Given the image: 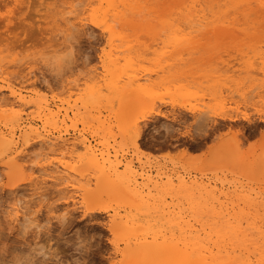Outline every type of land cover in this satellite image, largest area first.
Segmentation results:
<instances>
[{
    "label": "rangeland",
    "instance_id": "1",
    "mask_svg": "<svg viewBox=\"0 0 264 264\" xmlns=\"http://www.w3.org/2000/svg\"><path fill=\"white\" fill-rule=\"evenodd\" d=\"M67 1L0 0L1 78L28 95L45 91L49 106L60 108V118L67 113L72 119L66 126L59 124V133L70 141L78 138L72 151L55 155L76 170L71 173L73 187L67 189L45 177L48 182L28 162L26 167L31 166L32 171L25 166L24 170L6 169L2 164L7 155L0 154V264H170L189 257L194 246L210 248L204 264H247L259 257L260 252L255 257L252 252L254 240L264 233V0H114L119 10H125V19L137 24L136 30L143 28L145 34L152 23L146 31L152 33L138 37L131 24H117L113 49L107 34L88 20L83 26L61 31L56 11ZM86 3L82 0L75 5L83 9ZM211 5H218L217 9ZM224 6L228 14V7L238 10L232 19L225 10L220 11ZM90 7L104 9L107 5L94 1ZM189 7L200 9L191 11ZM215 9L237 28L222 21L219 12L217 19L212 13ZM244 11L251 12L249 19ZM237 12L241 14L237 16ZM209 13L216 18L211 19ZM192 14L211 24L221 18L219 24L230 29L218 28V24L215 29L205 25L210 30L188 27V20L197 22ZM165 21L171 24L165 25ZM111 49L121 60L115 74L125 78L129 72L140 71L138 75L149 79L142 86L150 94L134 92V97L129 90L117 96L105 87L106 81L91 78L101 71L100 60ZM78 78L77 90L68 89L69 82ZM84 82H88L87 88ZM149 83H153L152 89ZM90 89L98 91L84 96ZM5 92L0 93L3 99L8 97ZM40 95L34 97L42 99ZM133 98L143 104L134 103ZM223 114L233 115L235 120H221ZM37 117L32 105L0 108V131H13L15 144L10 151L21 149L25 136L20 135L27 122L41 125ZM48 130L53 136L58 134ZM29 137L36 147L34 137ZM82 138L108 161L119 162V171L129 165L139 183L127 188L124 184L121 190L91 184L86 193L82 188L96 173L87 164ZM31 146L21 152L30 160L38 152ZM21 162L18 164L25 165ZM178 178L186 182L182 184ZM15 203H31L27 206L34 221L29 227L20 225L22 217L12 220L10 207Z\"/></svg>",
    "mask_w": 264,
    "mask_h": 264
},
{
    "label": "bare ground",
    "instance_id": "2",
    "mask_svg": "<svg viewBox=\"0 0 264 264\" xmlns=\"http://www.w3.org/2000/svg\"><path fill=\"white\" fill-rule=\"evenodd\" d=\"M57 1V0H56ZM75 1V3H73ZM78 1V0H77ZM87 1V3H86V8H83V9H78L77 8V6L75 5V4H79L80 2H82V0L79 2V3H76V0H69V1H67V2H65L64 3V5H63V7L62 6H58V7H61V10L60 11H56V15H57V13H58V15H59V17H57V18H59V20L61 21V24H59L58 26H62V32H66V31H70L71 29H75V28H77V27H79V26H83V25H85V22H84V20H88L89 22H90V24L92 25V26H94V27H96V28H99L103 33H105V34H107V36H108V38H109V46H112V49H113V42L117 39V31L115 30V25H117V24H120V26H122L124 23H129V24H131L132 26L131 27H135V31L139 34V35H137L138 37L139 36H141V35H148L149 33H152V32H149V33H146V31L148 32V28L150 29V26L152 25V23H150L151 25H149V23H147V22H145V24H146V26L147 25H149V27L148 28H146L145 26H143V27H145L147 30H144L143 32H145V34L144 33H142V29L140 30V27L138 28V30H136L137 28H136V26H137V24L136 23H133L131 20H128V18L127 19H125V17H124V11L125 10H119L118 9V7L117 6H115V4H114V0H86ZM94 1H97L98 2V4L101 6L103 3H106V5H107V7L106 8H101V7H98V8H93V7H90V5L94 2ZM138 1H140V0H138ZM142 1V0H141ZM144 2V1H143ZM192 2V1H191ZM233 2V1H232ZM229 3V4H233V3H236V1L235 2H233V3ZM46 4L48 3L49 4V2H45ZM52 3V2H51ZM58 3V2H57ZM73 3V4H72ZM131 3V2H130ZM146 3V2H145ZM148 3V2H147ZM55 4H56V2H55ZM237 4V3H236ZM239 4V3H238ZM237 4V5H238ZM42 5H43V3H42ZM52 5V4H51ZM54 5V4H53ZM240 5V4H239ZM187 6V5H186ZM198 6V5H197ZM197 6H195V7H197ZM209 6V5H208ZM208 6H206V8L208 7ZM216 6H218V5H216ZM216 6H210L211 7V9H213L212 7H216ZM231 6V5H230ZM43 7H44V5H43ZM55 7V6H54ZM178 7H181V6H178ZM200 7H201V5H200ZM220 7V6H219ZM238 7V6H237ZM48 8H50V7H48ZM47 8V10H49ZM182 8V7H181ZM209 8V7H208ZM224 9H222V10H220V11H222L223 12V10H225V6L223 7ZM230 7H228V9L227 10H229V14L227 13L228 11H226V13L225 14H228L227 16H229V19H232L234 16L233 15H235L236 14V12L235 11H238V10H236V8H234L235 10H233V9H229ZM232 8H233V6H232ZM51 9V8H50ZM57 9V8H56ZM55 9V10H56ZM180 9V8H179ZM193 9V8H192ZM198 9H200V8H197V9H193V10H191L190 9V7H189V10H191V11H197ZM201 9H202V7H201ZM203 9H205V8H203ZM202 9V10H203ZM216 9H217V7H216ZM215 9V10H216ZM248 9V8H247ZM47 10H43V11H47ZM53 10V9H52ZM131 10H133L132 8H131ZM189 10H188V12H189ZM205 10H208V9H205ZM205 10H203V11H205ZM231 10H233V13H231L232 11ZM186 11V10H185ZM200 12H201V10H199ZM202 11V12H203ZM214 10H212V13H216V15L215 14H213L212 15V13L210 14L209 13V15L211 16L212 15V18L211 17H209V15H208V17L209 18H211V19H214L213 18V16L215 15V16H217V19L219 18V16L217 15V13L219 12V11H214ZM252 11V10H251ZM152 12V11H151ZM198 12V11H197ZM209 12H210V10H209ZM247 12H248V10H247ZM247 12H242V13H244V17H247L248 19H249V15H250V13H247ZM49 13V12H48ZM47 13V14H48ZM132 13H134L133 11H132ZM137 13V12H136ZM182 13V12H181ZM189 13H191V12H189ZM188 13V14H189ZM203 13H208V12H203ZM230 13L232 14V15H230ZM52 14V13H51ZM127 14V13H126ZM129 14V13H128ZM184 14H186V13H184ZM187 14V15H188ZM199 14V13H198ZM241 14V13H240ZM240 14H238V12H237V16L238 15H240ZM246 14V15H245ZM248 14V15H247ZM57 15V16H58ZM137 15L139 16V14L137 13ZM136 15V16H137ZM146 15V14H145ZM177 15H179L180 16V14L178 13ZM176 15V16H177ZM205 15V14H204ZM202 16V18L203 17H205V16ZM219 15L221 16V12H219ZM224 15V14H223ZM127 16V15H126ZM163 15H161V17H162ZM168 16V15H167ZM173 16H175V15H173ZM181 16H183L184 18H187V17H185L184 15H182L181 14ZM196 16V15H195ZM214 16V17H215ZM251 16V15H250ZM47 17V16H46ZM45 17V18H46ZM130 17V16H129ZM133 17V16H132ZM194 17V15L192 14V18ZM207 17V16H206ZM224 17H226L225 15H224ZM222 18V16H221V18H222V21H224V19L225 20H227V22H225V23H223V24H226L227 23V25H230L231 26V24H232V21L233 20H229L228 21V17H226V18ZM230 17H232V18H230ZM137 18V17H136ZM140 18V16L138 17V19ZM171 18V17H170ZM173 18V17H172ZM176 18V17H175ZM175 18H174V20L173 21H175ZM181 18V17H180ZM195 18V17H194ZM216 18V17H215ZM221 18L219 19V20H221ZM131 19V18H130ZM146 19V18H145ZM166 19V18H165ZM191 19V18H190ZM196 19V18H195ZM205 19V18H204ZM207 19V18H206ZM210 19V21L212 22V20ZM247 19V20H248ZM55 20H57V19H55L54 18V21ZM134 20H136V22H137V19H135V17H134ZM151 20H153V18H151ZM157 20V19H156ZM155 20V21H156ZM171 20V19H170ZM178 19L176 18V22L175 23H178V21H177ZM182 20V19H181ZM184 20V19H183ZM182 20V21H183ZM194 20V19H193ZM197 20V22L195 21V22H191V20H188V21H190L189 23H187L186 22V24H188L187 26L188 27H190V25H194L195 27H196V25L198 26L199 25V28L201 27V28H205L206 27V30L207 29H209V26L207 27V26H205V25H211V28L210 29H215V28H217V24H218V28H220V26H222V25H220V24H222V22L221 21H219L218 20V22L220 23H215V24H211V23H208V22H202V20L203 19H196ZM141 20H139L138 22H140ZM154 21V20H153ZM181 21V23H183ZM185 21V20H184ZM209 21V22H210ZM214 21V20H213ZM249 21H251V20H249ZM87 22V21H86ZM162 22V21H161ZM160 22V23H161ZM166 22V24L165 25H167V23L168 24H171V23H169V21H165ZM234 22V21H233ZM252 22V21H251ZM46 23H49V21L47 20V22ZM59 23V22H58ZM156 23H157V21H156ZM160 23H158L159 24V26H162V25H160ZM163 23V22H162ZM180 23V22H179ZM213 23V22H212ZM230 23V24H229ZM86 24H89V23H86ZM89 24V25H90ZM127 24H124V25H127ZM139 24H141V22L139 23ZM172 24H173V22H172ZM186 24H184L185 26H186ZM190 24V25H189ZM234 24V23H233ZM232 24V26H234ZM142 25H144V23H142L140 26L142 27ZM213 25H215V27H213ZM227 25H223L224 26V28H229L230 29V26L228 27ZM179 26H180V24H179ZM204 26V27H203ZM223 26L221 27V28H223ZM236 26V25H235ZM232 27V28H237V27ZM117 27H119V26H117ZM165 27V26H164ZM184 27V26H183ZM182 27V28H183ZM187 27V28H188ZM144 28V29H145ZM155 28V27H154ZM166 28V27H165ZM192 28V27H191ZM199 28H198V30H199ZM200 28V29H201ZM50 30H51V28H49ZM194 29V28H193ZM209 29V30H210ZM54 30H56V29H54ZM139 30H140V32H139ZM166 30V29H165ZM57 31H58V29H57ZM50 32V31H49ZM157 32V31H156ZM158 32H159V30H158ZM58 33V32H57ZM136 33V34H137ZM50 34V33H49ZM56 34V33H55ZM54 34V35H55ZM52 35V34H51ZM58 35V34H57ZM56 36V35H55ZM68 36H70L69 34H68ZM53 37V36H52ZM67 37V36H66ZM64 37L65 39L64 40H66V39H68L69 37ZM55 38V37H54ZM54 41V40H53ZM53 41H52V44H50V45H53ZM66 41H68V40H66ZM117 41V40H116ZM130 42V41H129ZM120 43V42H119ZM55 44V43H54ZM56 45V44H55ZM60 45V44H59ZM54 46V45H53ZM57 46V45H56ZM65 47H67L66 45H64V48ZM110 50L106 55H104L103 56V58L100 60L101 61V71L100 72H97V73H94V76L93 77H91V78H97L98 80L100 79V80H102V81H106V83H105V87H107L110 91H111V93H113L114 95H117V96H119V93H125L126 91H129L130 90V92H133V96L134 95H139V93H142V92H148L149 93V90H144L145 89V87H146V83L144 84L145 85V87L143 88V86H142V84H143V82H145V81H147V80H149L148 79V77H145L144 75H138V73L137 72H140V71H137L136 72V70L134 71V72H136V73H134V74H131L130 75V72L128 73L129 74V76H126L125 75V78H121L122 76H119L118 74H115V72L118 70L117 69V65H119L118 63H119V60H120V57H119V55H116L117 54V52L115 51V50ZM68 49H65V51H67ZM128 51V50H127ZM59 53V52H58ZM64 53V52H63ZM120 53V52H119ZM118 53V54H119ZM136 55V54H135ZM131 60V59H130ZM133 60V59H132ZM121 61V60H120ZM137 61H138V59H137ZM133 62H135V61H133ZM28 64H29V62H27ZM132 64H134V63H132ZM122 66V65H121ZM134 67V66H133ZM119 68V67H118ZM1 69V68H0ZM3 70V69H2ZM94 71V70H93ZM1 72H3V71H1ZM72 72V71H71ZM70 72V73H71ZM125 72H127L126 70H125ZM4 73H5V71H4ZM132 73V72H131ZM141 73V72H140ZM81 74V73H80ZM120 74V73H119ZM144 74V73H143ZM2 75H5V74H3L2 73ZM146 75V74H145ZM72 76H73V74H72ZM74 76H76V75H74ZM84 76V75H83ZM107 76H109V78L108 79H105V77H107ZM147 76H149V75H147ZM3 77V76H2ZM70 77V76H69ZM85 77V76H84ZM6 78V77H5ZM70 78H72V77H70ZM88 78V77H87ZM86 78V79H87ZM68 79V78H67ZM83 79V78H82ZM11 80V79H10ZM81 80V79H80ZM91 80H93V79H91ZM67 81H69V79L67 80ZM78 81H79V78L78 79H75V80H71V84H70V82H69V85H67V87L68 86H70V88H72V90L73 89H76L77 90V88H78V86H79V84L80 83H78ZM1 82H5V85H1L0 84V93H2V91H6L5 92V94L7 93V96L9 97V99L11 98V100H7L8 99V97H7V99H3L2 97H0V108L1 107H8V108H12L14 105H19V106H25V105H28V107H29V105H32V106H34V108H36L37 109V112H38V119H39V121L41 122V125L40 126H35V125H32V123L31 122H27V124L26 125H24V127L22 128V130H23V132H22V134L20 135V136H25L24 137V139L22 140L23 141V143L21 144V149L20 150H16V151H10V149H12V147H13V145L15 144L14 143V141H13V131H11V130H9V131H0V154H2L3 152H5V155H7V159L3 162V164H2V166L3 167H6V169H12V168H14V167H22L21 169L22 170H24L23 169V167L25 166V168L29 171V169H30V171H32L31 170V166H35V169H36V171H38V172H40V176H42V177H44V179H46V178H48V180L50 179V180H52L53 181V183H54V181L58 184V185H63V187H65L66 189H67V187H73V179H72V175H74V174H72L71 175V173H73V172H76V170L74 169V167H70V166H68V165H66V164H63L62 162H61V160L59 159V158H57L55 155L56 154H60L62 151H64V150H67V151H72L71 150V148H72V146L73 145H75L74 144V141L76 140V139H78V138H74L73 140H69V139H64L63 138V134H61V132L59 133V131H58V129H59V124H63V125H67V122L69 121V122H71V118L69 117L70 116V114H69V116L67 115V113H65L63 116H62V118H60V108H58L56 105L55 106H52V107H50L49 105L50 104H48V102L47 101H49V100H47L46 98H45V91H44V93H42V92H37V91H33L34 92V94H33V96L32 95H28L27 93L25 94V93H22V91L20 90V89H16L15 87H14V84H12L11 83V81L9 82V80L6 82V80H4V78H1V76H0V83ZM9 82V83H8ZM13 82V81H12ZM17 82V81H16ZM16 82H14V83H16ZM65 82V81H64ZM93 82H95V81H92V82H90L89 83V85L91 84V83H93ZM100 82V81H99ZM98 82V83H99ZM120 82H122V85H120ZM85 83L86 82H84V85H85ZM151 83V82H150ZM149 83V84H150ZM13 86H12V85ZM68 84V83H67ZM86 84H88V82L86 83ZM100 85H102V82L101 83H99ZM147 84V87H149L150 86V88L152 89V87L151 86H153L152 84ZM98 85V84H97ZM149 85V86H148ZM15 86H19L18 85V83H17V85H15ZM86 86V85H85ZM99 86V85H98ZM21 87H23V86H21ZM20 87V88H21ZM96 87V86H95ZM86 88H87V86H86ZM90 88V87H89ZM93 88V87H92ZM149 88V89H150ZM67 89V88H66ZM68 89H69V87H68ZM100 89V88H99ZM24 90V89H23ZM26 90V89H25ZM32 90V89H31ZM31 90H28V91H31ZM35 90V89H34ZM37 90V89H36ZM38 90H40V89H38ZM45 90H47V89H45ZM76 90H74V91H76ZM83 90V89H82ZM85 90V89H84ZM41 91V90H40ZM47 91H49V90H47ZM88 91V90H87ZM97 91H98V89H97ZM97 91H95V90H93V89H90L88 92H86V91H84V93L86 92V95H84V96H93L92 94L93 93H95V92H97ZM139 91V92H138ZM32 92V93H33ZM79 92V90L77 91V93ZM81 92V91H80ZM104 92V91H103ZM134 92H136V93H134ZM31 93V94H32ZM40 93L41 94H43L44 95V97L42 96V95H40ZM148 93H145V94H148ZM3 94V93H2ZM1 94V95H2ZM37 94L38 95H40L41 97H43L42 99H40V98H37L38 96H37ZM72 94V93H71ZM150 94V93H149ZM37 96L36 98L34 97V96ZM69 95V97L71 96L70 94H68ZM67 95V96H68ZM75 95V94H74ZM74 95H72V96H74ZM81 95V94H80ZM130 95V94H129ZM140 95H142V94H140ZM3 96V95H2ZM56 96V95H55ZM5 97V96H4ZM135 97V96H134ZM140 97V96H139ZM143 97V95L141 96V98ZM238 97V96H237ZM78 98V97H77ZM97 98V97H96ZM122 98V97H121ZM147 97H144V98H142L143 100H146L147 101V99H146ZM68 99V97L66 98V100ZM126 99V98H125ZM57 100V99H56ZM66 100H64V101H66ZM72 100V99H71ZM74 100V99H73ZM92 100V99H91ZM124 100V99H123ZM127 100L128 99H126V101H123L124 103L125 102H127ZM136 101L134 102V98H133V102L134 103H136L137 102V104H141L142 102H140V100H138V99H135ZM148 100H150V99H148ZM151 100H152V98H151ZM52 101V100H51ZM60 101V100H59ZM77 101V100H76ZM78 101H80V100H78ZM257 101V100H256ZM61 102H63V101H61ZM75 102V101H74ZM73 102V103H74ZM118 102V101H117ZM128 102H130L131 104H132V99H131V101H128ZM139 102V103H138ZM57 103V102H56ZM59 103V102H58ZM64 103H67V102H64ZM69 103V102H68ZM71 103V102H70ZM73 103H72V105H73ZM101 102H99V104H100ZM108 103V102H107ZM121 103H122V101H121ZM54 104V103H53ZM83 104V103H82ZM89 104V103H88ZM120 104V103H119ZM123 104V103H122ZM122 104H121V106L120 105H118V106H120V107H122ZM129 104V103H128ZM128 104H126V105H128ZM143 104V103H142ZM68 105V104H67ZM71 105V106H72ZM86 105V104H85ZM109 105V104H108ZM70 106V105H69ZM75 106H77V105H75ZM74 105L72 106V107H75ZM83 106V105H82ZM97 106H99V105H97ZM129 106H133V105H130L129 104ZM137 106V105H136ZM237 106V105H236ZM31 107V106H30ZM65 107L66 106H64L63 107V109L65 110ZM81 107V106H80ZM89 107V106H88ZM110 107V106H109ZM125 107V106H124ZM82 108H85V107H82ZM93 108V107H92ZM111 108V107H110ZM134 108H136V107H134ZM62 109V110H63ZM68 109V108H67ZM67 109H66V111H67ZM70 109H71V107H70ZM69 109V110H70ZM76 109V108H75ZM86 109V108H85ZM90 109V108H89ZM88 109V110H89ZM5 110V109H4ZM3 110V111H4ZM63 110V111H64ZM66 111H64V112H66ZM71 111V110H70ZM75 110H73V112H74ZM99 111V110H98ZM117 111V110H116ZM119 111H121V110H119ZM82 112L80 111V114H81ZM162 113V112H161ZM35 114V113H34ZM79 114V115H80ZM83 114H86V110H85V113H84V111H83ZM159 114H160V112H159ZM164 114V113H163ZM7 115H9V114H7ZM78 115V116H79ZM4 116V115H3ZM36 116V115H35ZM114 116V115H113ZM162 116V115H161ZM30 117V116H29ZM75 117V116H74ZM101 116H98V119L100 118ZM83 118H85L84 116H83ZM237 118V117H236ZM245 118V117H244ZM3 119V118H2ZM2 119H0V120H2ZM14 119V118H13ZM35 119V118H34ZM101 119V118H100ZM220 119L221 120H228V121H234L235 120V117L233 116V115H229V114H223V115H220ZM27 120V119H26ZM261 120H264V118L263 119H261ZM5 121V120H4ZM36 121V120H35ZM74 121V120H73ZM98 121V120H97ZM133 121V120H132ZM211 121V120H210ZM13 122V121H12ZM15 122V121H14ZM22 122V121H21ZM39 122V123H40ZM100 122H101V120H100ZM220 122V121H219ZM225 122V121H224ZM255 122V121H254ZM7 123H9V122H7ZM251 123V122H250ZM263 123V122H262ZM5 124V123H4ZM21 124V123H20ZM134 125L136 124V122H134L133 123ZM214 124H216V123H214ZM222 124V123H221ZM227 124V123H226ZM248 124V123H247ZM0 125H1V123H0ZM6 125V124H5ZM14 125V124H13ZM18 125V124H17ZM22 125V124H21ZM20 125V126H21ZM228 125V124H227ZM234 125H236V124H234ZM4 126V125H3ZM2 126V127H3ZM206 127H207V125H205ZM231 126V125H230ZM248 126V125H247ZM250 126V125H249ZM5 127V126H4ZM3 127V128H4ZM132 127V126H131ZM137 127H138V124H137ZM209 127V126H208ZM243 127V126H242ZM48 128H50V130L51 129H54V130H56V132L58 133L56 136H53L51 133H50V131L48 130ZM164 128H166V127H164ZM168 128V127H167ZM170 128V127H169ZM203 128V127H202ZM205 128V127H204ZM204 128H203V130H204ZM7 129V128H6ZM9 129V128H8ZM17 129V128H16ZM63 129V128H62ZM140 129V128H139ZM142 129V128H141ZM217 129H219V128H217ZM251 129V128H250ZM164 130V129H163ZM202 130V129H201ZM203 130H202V132H203ZM207 130H209V129H207ZM242 130V129H241ZM140 131V130H139ZM165 131H166V129H165ZM251 131V130H250ZM143 132V131H142ZM161 133V132H160ZM173 133V132H172ZM199 133V132H198ZM205 133V132H204ZM241 133V132H240ZM245 133V132H244ZM247 133H248V131H247ZM256 133V132H255ZM169 134V133H168ZM195 134V133H194ZM201 134V133H200ZM246 134V133H245ZM244 134V135H245ZM165 135V134H164ZM163 135V136H164ZM199 135V134H198ZM202 135V134H201ZM200 135V136H201ZM241 135H242V133H241ZM241 135H240V138H241ZM250 135V134H249ZM29 136H33L34 137V139H35V145L34 146H36V147H32L31 146V143H30V140H31V138L29 137ZM168 136V135H167ZM243 136V135H242ZM239 137V136H238ZM248 137V136H247ZM251 137V136H250ZM207 138V137H206ZM247 139V138H246ZM245 139V140H246ZM139 140V139H138ZM198 140V139H197ZM235 141V140H234ZM243 141V140H242ZM80 142H81V144L83 145V147L85 148V151H84V154H85V158H86V161H87V164L89 165V166H91L95 171V173H96V176H94L93 177V179H87V181L85 182V186H87V187H83L82 189L86 192V193H89L90 191H91V189H89V187L91 186V184H93V186H94V188H100V187H103V188H106V189H111V190H115V189H123V186H125L124 184H126V188H127V185L128 184H137V183H139L138 181H137V178L135 177V174H134V171H132L131 169H130V166L129 165H126L125 166V168H124V170L123 171H119L118 170V166H117V163H119V162H116V163H114V162H112V161H108L106 158H104V156H103V154H101V153H97V150L94 148V146L93 145H91V143L86 139V138H82V139H80ZM194 142V141H193ZM196 142V141H195ZM234 144H232L234 147L236 146L237 147V149H238V144L236 145V143L237 142H233ZM72 145V146H71ZM140 145V144H139ZM201 145V144H200ZM31 146V148H37L38 149V152L37 153H35L34 154V156H32L33 158H32V160H30V158H28V159H26L27 157H28V154H21V152H25V150H27V149H29L28 147H30ZM200 147V146H199ZM231 147V146H230ZM15 148V147H14ZM196 148V147H195ZM185 149V148H184ZM230 149V148H229ZM235 149V148H234ZM233 149V150H234ZM9 150V151H8ZM36 150V149H35ZM7 151V152H6ZM236 151V150H235ZM33 153V152H32ZM235 153V152H234ZM50 154H51V156H52V154H53V157H51L50 156ZM25 161V162H23V163H25V165H23V166H21L20 164H18V161ZM30 160V161H29ZM21 162V163H22ZM26 162H28L27 164H32L30 167L28 166V167H26ZM33 166V167H34ZM33 169V168H32ZM35 169H33V171H35ZM91 169V168H90ZM92 169V170H93ZM4 170V169H3ZM26 171V170H25ZM24 171V172H25ZM91 171V170H90ZM89 171V172H90ZM27 172V171H26ZM86 172H88V171H86ZM93 173V172H92ZM80 177H82V175L80 174V173H77ZM44 175V176H43ZM90 175V174H89ZM88 175V176H89ZM77 176V175H76ZM41 177V178H42ZM46 177V178H45ZM76 179L78 178V177H75ZM83 178H85V176H83ZM43 179V178H42ZM41 180V179H40ZM38 181V182H41L42 183V181ZM47 180V179H46ZM47 180V181H48ZM82 180V179H81ZM84 180V179H83ZM146 182H149L150 181V179H149V177H147L146 179ZM168 180V182H171V180L170 179H167ZM51 181V182H52ZM49 182V181H48ZM178 182H180V183H185L186 181L183 179V178H178ZM37 184V183H36ZM55 185V184H54ZM56 186V185H55ZM77 190V189H76ZM61 191V190H60ZM79 191V190H78ZM70 192H72V190L70 191ZM34 195H36V193H33L32 194V196H34ZM31 197V196H30ZM40 198V197H39ZM32 199H34L33 197H32ZM32 199H29V200H32ZM43 200V199H42ZM41 200V201H42ZM81 201H83L82 199H81ZM31 202V201H30ZM29 203V202H28ZM28 203H23V205L22 204H18V203H15V204H13L12 205V207H10V211L12 210V212H13V216L14 217H12V220H14L13 218H17V220H16V222L20 219V217H22L23 218V220H22V222L20 223V225H22V227H23V225L25 224V226H26V224H27V226H26V228L27 227H29V225L30 224H32L33 223V221H34V217L32 218V216L30 215L31 214V212H29V207L27 206V204ZM33 204H35V202L33 201L32 202ZM74 203V202H73ZM31 204V203H30ZM30 204H28V205H30ZM32 206H34V205H32ZM30 207H31V205H30ZM55 207V206H54ZM53 208V207H52ZM51 209V208H50ZM31 210V209H30ZM56 211V210H55ZM66 211V210H65ZM64 210H63V214H65L64 212H65ZM34 212V211H33ZM32 212V213H33ZM68 212V211H67ZM66 212V213H67ZM35 213V212H34ZM12 216V215H11ZM18 217H19V219H18ZM62 219L64 218V217H62V216H60ZM32 218V219H31ZM14 220V221H15ZM63 220H65V219H63ZM20 221V220H19ZM259 243V244H258ZM208 244V243H207ZM253 244H254V247H253V252H252V255H253V257H255L256 256V253L257 252H260V253H258L259 254V257H257V258H255L254 260H252V258H251V260L247 263V264H264V233H261V234H259L258 235V238H256L255 240H254V242H253ZM195 245H197V244H195ZM194 248H195V246H194ZM192 249L191 250V253H190V255H189V257H187L186 256V259H178V260H175V261H170V264H204V261H205V259L208 257V254L211 252V250H210V248L209 247H207V246H205V247H203V248H198V249ZM229 252V251H228ZM221 257H223V256H221ZM188 258V259H187ZM244 263V262H243Z\"/></svg>",
    "mask_w": 264,
    "mask_h": 264
}]
</instances>
